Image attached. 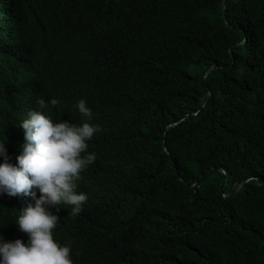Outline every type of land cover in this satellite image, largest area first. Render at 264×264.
<instances>
[{"label":"trees","instance_id":"1","mask_svg":"<svg viewBox=\"0 0 264 264\" xmlns=\"http://www.w3.org/2000/svg\"><path fill=\"white\" fill-rule=\"evenodd\" d=\"M222 1L0 0L8 154L37 98L101 70L105 51L147 71L140 96L116 110L131 193L114 192L102 213L116 222L140 204L127 203L135 189L146 197L133 217L155 232L138 264H264V0ZM16 215L0 198V221Z\"/></svg>","mask_w":264,"mask_h":264},{"label":"clouds","instance_id":"2","mask_svg":"<svg viewBox=\"0 0 264 264\" xmlns=\"http://www.w3.org/2000/svg\"><path fill=\"white\" fill-rule=\"evenodd\" d=\"M100 61L101 70L37 98L20 122L18 153L8 154L7 141L0 142V198L17 211L15 220L0 221V264H119L123 256L138 264L135 251L151 243L152 222L133 217L146 203L136 189L127 202L140 203L132 214L116 222L102 214L114 192L131 193L116 158V110L140 96L147 71L106 51ZM85 180L89 185L80 184ZM95 209L99 224L87 228L85 217Z\"/></svg>","mask_w":264,"mask_h":264},{"label":"bare ground","instance_id":"3","mask_svg":"<svg viewBox=\"0 0 264 264\" xmlns=\"http://www.w3.org/2000/svg\"><path fill=\"white\" fill-rule=\"evenodd\" d=\"M209 73H206V75L205 76H207ZM171 126H173V125H171ZM80 184H85V186H87V185H89V182H88V180H85L84 182H80ZM104 194H106V192H104ZM88 219V215H87V217H85V226L87 227V228H92L93 226L94 227H96L93 223H92V225H91V227L88 225V223H87V220ZM102 261L101 260H98L97 261V263H101Z\"/></svg>","mask_w":264,"mask_h":264},{"label":"water","instance_id":"4","mask_svg":"<svg viewBox=\"0 0 264 264\" xmlns=\"http://www.w3.org/2000/svg\"><path fill=\"white\" fill-rule=\"evenodd\" d=\"M225 2H226V0H223V1H222L223 7H225ZM211 69H212V68H210L208 72H210ZM208 72H207V73H208ZM224 173H225L226 175H228L227 172H226L225 170H224ZM240 187H241V185L237 188V190H236V192H235L236 194L238 193Z\"/></svg>","mask_w":264,"mask_h":264}]
</instances>
